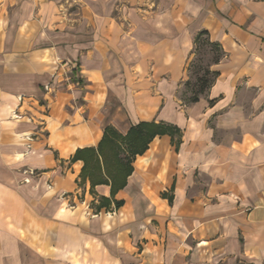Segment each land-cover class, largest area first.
I'll return each mask as SVG.
<instances>
[{
	"label": "crops",
	"instance_id": "1",
	"mask_svg": "<svg viewBox=\"0 0 264 264\" xmlns=\"http://www.w3.org/2000/svg\"><path fill=\"white\" fill-rule=\"evenodd\" d=\"M202 30L224 55L189 102ZM140 122L173 125L181 141L157 135L115 196V220L105 208L89 220L97 235L106 224L112 256L124 247L130 264H264V0H0L7 182L78 198L77 149L97 146L109 125L125 134Z\"/></svg>",
	"mask_w": 264,
	"mask_h": 264
},
{
	"label": "rangeland",
	"instance_id": "2",
	"mask_svg": "<svg viewBox=\"0 0 264 264\" xmlns=\"http://www.w3.org/2000/svg\"><path fill=\"white\" fill-rule=\"evenodd\" d=\"M115 13L120 12L115 5ZM211 47L199 50L193 62L200 64L201 71H191V81L196 82L197 75H202L215 58ZM198 87V86H196ZM188 90L192 94L191 87ZM191 95L189 96V98ZM13 118L19 115L12 111ZM0 166V264H49L63 262L64 264H130V250L122 251L121 260L115 259L113 238L108 239L109 230L104 225V233L97 235L96 228L90 230L89 220L93 216L101 215L98 205L101 197L90 189L91 196L85 197L83 184L82 196L69 197V201L62 203V197L45 199L39 196V189L29 180H9V176ZM36 173V172H33ZM31 173V174H33ZM4 176V177H3ZM2 179V180H1ZM10 182V183H9ZM27 183V187L21 186ZM29 184V185H28ZM93 195V196H92ZM57 201V204L55 203ZM103 212L102 216H110L109 221L115 220L116 208L113 203ZM56 209V212H55ZM110 211V212H109ZM104 223H106L104 219ZM103 223V224H104ZM84 224V225H83ZM86 224V225H85ZM90 228V229H89ZM89 229V230H88ZM105 239L102 242L100 239ZM110 242V243H108ZM136 250V249H135ZM143 247L138 244L137 251L141 253ZM136 251V253H137ZM115 253L119 255L116 249Z\"/></svg>",
	"mask_w": 264,
	"mask_h": 264
},
{
	"label": "trees",
	"instance_id": "3",
	"mask_svg": "<svg viewBox=\"0 0 264 264\" xmlns=\"http://www.w3.org/2000/svg\"><path fill=\"white\" fill-rule=\"evenodd\" d=\"M195 53L203 47H211L215 52L214 60L204 68L202 75H197L196 82H186V87L192 90L189 102H196L205 95L208 88L217 76V72L211 70V66L218 63L224 55L223 50L216 43L211 41L207 30L200 31L195 37ZM200 64H191V71H201ZM198 86V87H196ZM161 134H169L176 146L181 141V130L169 124H157L155 122H140L133 125L127 133L120 132L117 128L109 125L105 128L104 134L97 146H90L77 149L72 160H82L84 165L80 174V181H89L94 190L99 184L111 186V196H101L98 210L108 208L114 202L119 208L123 200H116L117 192L127 185L128 177L133 172V161L137 155L143 154L149 143Z\"/></svg>",
	"mask_w": 264,
	"mask_h": 264
}]
</instances>
